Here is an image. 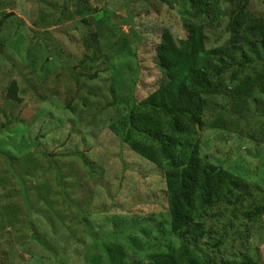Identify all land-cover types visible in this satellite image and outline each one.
Returning a JSON list of instances; mask_svg holds the SVG:
<instances>
[{
  "label": "rangeland",
  "instance_id": "1",
  "mask_svg": "<svg viewBox=\"0 0 264 264\" xmlns=\"http://www.w3.org/2000/svg\"><path fill=\"white\" fill-rule=\"evenodd\" d=\"M239 7L254 28L232 47ZM190 12L188 0H0V264L170 263L190 244L172 223L194 210L195 185L181 184L179 164L196 145L244 182L210 209L215 236L197 242L202 253L214 264H264V0L208 2L206 48L228 68L210 74L197 135L186 119L178 131L140 104L168 81L156 55L163 33L191 51L199 22ZM130 112L153 123L137 124L125 144ZM153 124L177 142L172 157H156Z\"/></svg>",
  "mask_w": 264,
  "mask_h": 264
},
{
  "label": "trees",
  "instance_id": "2",
  "mask_svg": "<svg viewBox=\"0 0 264 264\" xmlns=\"http://www.w3.org/2000/svg\"><path fill=\"white\" fill-rule=\"evenodd\" d=\"M210 0H188L190 6V13L194 20L199 24H195L192 31V47L190 52L183 51L176 44L170 32H164L162 35L161 43L156 48L157 59L162 68H164L167 76V84L158 89L140 104L148 111L159 116L171 119L174 127L181 130L182 121L186 119L188 123L192 124V132L198 134L195 125L203 128L201 120L203 114V107L206 105L201 96H205L210 86V74L216 71V74H222L228 67H214L211 61V54L218 55V51H207V37L204 31L202 17L207 12L208 2ZM244 7H239L237 11L230 17L228 31L230 33L229 45L236 47L241 43H249L252 39L253 23L249 18V14L244 12ZM201 21V22H200ZM197 22V23H198ZM264 54V39L259 41ZM12 96L17 95L18 86L13 82L10 86ZM244 90L242 89V92ZM241 93V89H240ZM198 94L200 95L198 97ZM242 94V93H241ZM245 94V93H244ZM174 104V107L169 109V104ZM179 106V107H177ZM67 108L73 113L75 109L67 105ZM186 108V109H184ZM155 117V116H154ZM153 117L150 119H143L138 114L130 112L127 116V127L123 143L128 144L130 134L135 129V126L144 122L146 130L151 129L149 123H153ZM157 121V120H155ZM159 122V121H158ZM225 128H227L225 119L222 120ZM157 124H153V129L147 131V138L152 142V149L156 153V157L167 158L172 157L169 148H177V142L172 139L168 141L167 136L161 133L159 136L157 131ZM142 131L141 133H143ZM169 142V144H167ZM131 144V143H130ZM133 150H139L135 145L131 144ZM199 146L194 147V151L179 164L182 168L179 175L181 184L185 186L195 185V199L191 206L193 207L192 215L179 213L180 218L175 219L172 225L179 239L189 238V246L187 244L180 246L170 252L167 258L171 259L166 264H214L213 261L207 259L205 254L202 253L200 246L197 242L205 239H214V232L212 229L207 228L206 221L211 218L209 215L211 208L223 203L226 199L230 198L233 190H237L243 186V181L237 176L232 175L220 166L214 165L207 157H200ZM168 153V155H166ZM144 154V152L142 153ZM146 158H150L147 153L144 154ZM197 170V171H196ZM195 175V177H194ZM195 178V179H194ZM168 190L172 191L175 177L169 176ZM178 215L176 217H178ZM195 216V218H194ZM183 242V241H182ZM223 244V239H219L214 245L216 249ZM173 260V261H172ZM172 261V262H171ZM222 264H263L259 261L243 260L239 263H222Z\"/></svg>",
  "mask_w": 264,
  "mask_h": 264
},
{
  "label": "water",
  "instance_id": "3",
  "mask_svg": "<svg viewBox=\"0 0 264 264\" xmlns=\"http://www.w3.org/2000/svg\"><path fill=\"white\" fill-rule=\"evenodd\" d=\"M7 18V17H6ZM6 18H4L2 21H1V23H0V30H1V27H2V25H3V23L5 22V19Z\"/></svg>",
  "mask_w": 264,
  "mask_h": 264
}]
</instances>
